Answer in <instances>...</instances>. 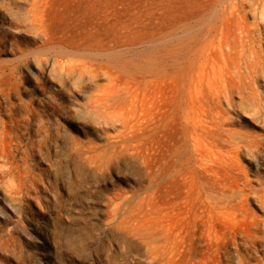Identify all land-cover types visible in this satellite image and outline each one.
<instances>
[{"label": "rangeland", "instance_id": "obj_1", "mask_svg": "<svg viewBox=\"0 0 264 264\" xmlns=\"http://www.w3.org/2000/svg\"><path fill=\"white\" fill-rule=\"evenodd\" d=\"M172 6L0 0V264H264V78L194 127Z\"/></svg>", "mask_w": 264, "mask_h": 264}, {"label": "bare ground", "instance_id": "obj_2", "mask_svg": "<svg viewBox=\"0 0 264 264\" xmlns=\"http://www.w3.org/2000/svg\"><path fill=\"white\" fill-rule=\"evenodd\" d=\"M194 1L167 0L170 6L174 5L171 16L177 21H185L189 27L185 29L187 25L178 26L186 30L185 34L176 33L174 40L176 44L171 42L173 38H169L172 47L167 45L170 48L163 49L166 50V56L169 55L170 62L172 60L171 64L174 63L173 67L176 66L177 59H182L193 72L190 78L189 75L187 76L190 85L186 96L187 110H185L187 114L194 116V119L190 118L194 120L193 126L197 127V125L202 126L200 123L204 118L207 120L206 116L209 114L214 112L218 115L217 110L220 109L222 101L228 103V97L233 90H244L252 95V85L260 78H264V0L253 1L248 6V10L239 0ZM194 10L198 11L196 15ZM250 14L256 17V22H248ZM178 28L174 29L178 30ZM162 40L167 41L168 37L167 40L166 37ZM159 55L161 56L160 53ZM163 55L166 57L165 53ZM162 61L160 60L161 63ZM207 110L213 112L207 115ZM210 119L214 126L222 124V119L219 117L214 116Z\"/></svg>", "mask_w": 264, "mask_h": 264}]
</instances>
